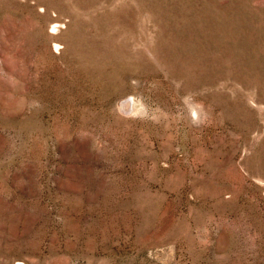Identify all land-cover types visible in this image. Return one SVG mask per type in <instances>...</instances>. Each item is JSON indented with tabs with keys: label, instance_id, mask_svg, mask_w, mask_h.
<instances>
[{
	"label": "rangeland",
	"instance_id": "obj_1",
	"mask_svg": "<svg viewBox=\"0 0 264 264\" xmlns=\"http://www.w3.org/2000/svg\"><path fill=\"white\" fill-rule=\"evenodd\" d=\"M0 264H264V0H0Z\"/></svg>",
	"mask_w": 264,
	"mask_h": 264
},
{
	"label": "bare ground",
	"instance_id": "obj_2",
	"mask_svg": "<svg viewBox=\"0 0 264 264\" xmlns=\"http://www.w3.org/2000/svg\"><path fill=\"white\" fill-rule=\"evenodd\" d=\"M59 26H60V23H58V22H55V23L52 25L53 28H58Z\"/></svg>",
	"mask_w": 264,
	"mask_h": 264
}]
</instances>
